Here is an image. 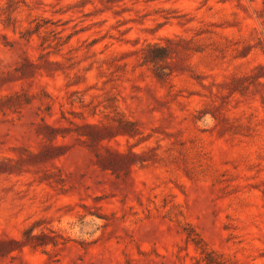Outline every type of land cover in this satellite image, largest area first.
I'll list each match as a JSON object with an SVG mask.
<instances>
[{
	"label": "rangeland",
	"instance_id": "obj_1",
	"mask_svg": "<svg viewBox=\"0 0 264 264\" xmlns=\"http://www.w3.org/2000/svg\"><path fill=\"white\" fill-rule=\"evenodd\" d=\"M0 264H264V0H0Z\"/></svg>",
	"mask_w": 264,
	"mask_h": 264
}]
</instances>
